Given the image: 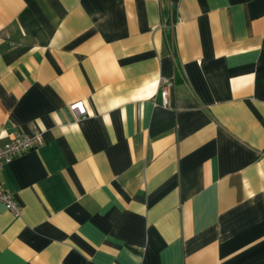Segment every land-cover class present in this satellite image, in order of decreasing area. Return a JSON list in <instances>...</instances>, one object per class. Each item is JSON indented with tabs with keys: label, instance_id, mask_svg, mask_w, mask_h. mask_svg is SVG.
<instances>
[{
	"label": "crops",
	"instance_id": "0c3cea01",
	"mask_svg": "<svg viewBox=\"0 0 264 264\" xmlns=\"http://www.w3.org/2000/svg\"><path fill=\"white\" fill-rule=\"evenodd\" d=\"M34 133L0 264H264V0H0V147Z\"/></svg>",
	"mask_w": 264,
	"mask_h": 264
},
{
	"label": "built area",
	"instance_id": "2783aa9c",
	"mask_svg": "<svg viewBox=\"0 0 264 264\" xmlns=\"http://www.w3.org/2000/svg\"><path fill=\"white\" fill-rule=\"evenodd\" d=\"M165 94V92H163ZM70 109L76 112L78 116L85 115V108L82 102H76L70 105ZM42 143V137L39 133L32 135H16L9 143L0 147V166L10 163L17 155L32 150ZM0 202L13 214H19V206L12 197L0 188Z\"/></svg>",
	"mask_w": 264,
	"mask_h": 264
}]
</instances>
